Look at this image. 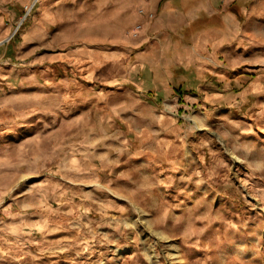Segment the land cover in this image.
<instances>
[{"label":"rangeland","instance_id":"obj_1","mask_svg":"<svg viewBox=\"0 0 264 264\" xmlns=\"http://www.w3.org/2000/svg\"><path fill=\"white\" fill-rule=\"evenodd\" d=\"M16 1L0 44V264H264V30L240 17L217 78L150 101L151 86L105 85L116 71L86 53L25 47L32 0Z\"/></svg>","mask_w":264,"mask_h":264},{"label":"crops","instance_id":"obj_2","mask_svg":"<svg viewBox=\"0 0 264 264\" xmlns=\"http://www.w3.org/2000/svg\"><path fill=\"white\" fill-rule=\"evenodd\" d=\"M16 2L0 0V44L16 30ZM33 2L24 13L31 17L23 36L25 47L86 53L98 69L105 68L107 74L116 71L103 79L105 85L120 78L130 86H151L146 91L151 92L147 95L150 101L174 91L177 83L198 84L207 75L217 78L216 71L222 69L217 54L237 53L234 47L241 37L240 17L251 22L253 33L264 30V0ZM2 64L0 61V69ZM7 65L9 69L10 63ZM125 97L138 107L153 108L138 94L127 93ZM2 225L5 233L15 232V227Z\"/></svg>","mask_w":264,"mask_h":264},{"label":"built area","instance_id":"obj_3","mask_svg":"<svg viewBox=\"0 0 264 264\" xmlns=\"http://www.w3.org/2000/svg\"><path fill=\"white\" fill-rule=\"evenodd\" d=\"M38 0H34L33 4L32 5H35V3L37 2Z\"/></svg>","mask_w":264,"mask_h":264},{"label":"water","instance_id":"obj_4","mask_svg":"<svg viewBox=\"0 0 264 264\" xmlns=\"http://www.w3.org/2000/svg\"><path fill=\"white\" fill-rule=\"evenodd\" d=\"M24 19H25V16H24L23 20H24ZM16 30H17V28H16ZM16 30H15V31H16ZM15 31H14V32H15ZM2 43H3V42H2Z\"/></svg>","mask_w":264,"mask_h":264}]
</instances>
